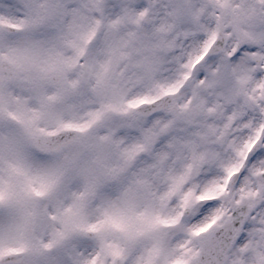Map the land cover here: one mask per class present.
Segmentation results:
<instances>
[{
  "label": "snow or ice",
  "instance_id": "snow-or-ice-1",
  "mask_svg": "<svg viewBox=\"0 0 264 264\" xmlns=\"http://www.w3.org/2000/svg\"><path fill=\"white\" fill-rule=\"evenodd\" d=\"M0 264H264V0H0Z\"/></svg>",
  "mask_w": 264,
  "mask_h": 264
}]
</instances>
